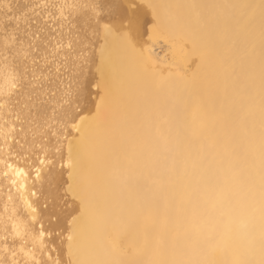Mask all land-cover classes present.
I'll list each match as a JSON object with an SVG mask.
<instances>
[{
    "label": "bare ground",
    "instance_id": "obj_1",
    "mask_svg": "<svg viewBox=\"0 0 264 264\" xmlns=\"http://www.w3.org/2000/svg\"><path fill=\"white\" fill-rule=\"evenodd\" d=\"M40 1L59 17L14 38L23 70L43 72L35 49L70 51L67 3L92 15L90 110L62 108L77 102L64 87L58 95L51 73L19 91L32 82L5 65L0 264H264V0H106L126 26L102 23L95 0ZM147 29L180 71L158 63ZM18 93L16 109L5 96ZM30 97L33 116L61 122L58 137L20 121Z\"/></svg>",
    "mask_w": 264,
    "mask_h": 264
},
{
    "label": "rangeland",
    "instance_id": "obj_2",
    "mask_svg": "<svg viewBox=\"0 0 264 264\" xmlns=\"http://www.w3.org/2000/svg\"><path fill=\"white\" fill-rule=\"evenodd\" d=\"M95 1L96 6L99 10V14H101L102 16L105 15L103 18H101L102 23L115 26V24H117L121 19L120 7L118 5L116 6L115 2H108L106 0ZM67 4L68 5L64 7V14L65 18L67 19L66 22L68 24V27L64 32V46L66 47V50L70 51H67L65 55H59L57 57L55 56L52 58L50 57L48 58L49 61L47 57H45V54H42V51L40 50L35 49L33 51V54L35 53V55H32V58L30 57L31 54L28 53L26 57H28V59L31 58L30 60L35 65V68H37V70L41 68L43 69L39 70L40 72L43 71V74H39L41 77L38 75L33 77L30 76L31 71L29 73V69H27L26 72H24L23 70L22 62L19 61V58H21L22 56L21 53L17 52V49L19 50L20 46H16L17 48H14V38L16 36H21V34H27L28 30L26 29H29L34 25L36 26L37 24H40L42 21H46L49 20L51 17H54L56 15L55 9H57L56 4L54 2L45 3L40 0H0V77L3 70L5 69V65L14 62L12 65V70L16 73V77L21 78L23 81H26L28 83L32 82V84L29 83L30 86H28L24 90L22 87L20 88L21 90H19V88L17 89L25 93L29 91L33 86L35 88H42L45 84L44 73H51L50 78L53 79L54 82L57 84L58 95L62 93L60 89L64 87V99H72L77 102L75 103L76 105L73 104L72 106L70 105L71 101L63 102L61 103L64 104V106L61 105L62 108L76 107L79 110H90V103L86 91L88 72L85 69L87 65L86 59L91 57L93 54V47L90 44V40L94 38V36L96 37L97 34V30H95L94 28V26L96 25V21H94L92 15H89L88 18L79 16V14L75 13L73 6L69 5V3ZM138 4L139 1H132L133 6H137ZM45 16H47V18ZM58 17L59 16L56 15L57 19ZM122 20L123 19H121V21ZM125 21L126 20H123L124 23ZM124 23L123 25L126 26L128 24V21H126L125 24ZM145 26L146 28H148L147 26L150 27V23L146 22ZM148 32L149 31L147 29L144 34L146 35V33ZM144 34L141 38H144L143 41L146 42V44L148 42L147 45L151 47L152 52H154L153 54L155 55V57H157L156 59L158 60V63H162L161 65L163 67L168 66L172 63L171 67L174 66L173 68L177 70L181 69L178 61L176 63H173V61L176 60L171 59L170 49L168 47V44L163 40V38L154 37V35L149 36L151 35V33H148L149 35L146 36ZM147 37H150L149 39L151 40H149ZM21 44H24V42H21ZM23 58L25 57H22V59ZM45 58L47 59V61ZM57 68L59 71H56ZM190 68L191 64L188 65L185 70H188ZM25 73L27 76H25ZM95 90L97 91V87L95 88ZM92 95L96 98L98 96V93L96 92ZM59 98L62 99V96ZM5 99L7 101V104H11L13 108L16 106L19 107V103L21 101L19 93L16 95H6ZM32 102H34L32 98H28L27 104H30V108L29 110H24V112L21 113L20 121L22 120L25 123L27 129H29L31 133H34L38 129L36 128L37 124H40L41 126L45 125L46 128H49L48 130V128L46 129L44 127V129L41 128V130L46 129L49 131V133L52 132V135L57 134L55 136L58 137V135L61 133V129L63 128V126H61V122L47 124L48 120H46L44 116H42V118L33 116V114L37 112V109L35 108L38 106L37 103L32 104ZM27 104H21L20 107L24 109L27 107ZM56 105H59L58 101L56 102ZM67 105L69 106L67 107ZM42 172L44 173V169H42L41 173ZM32 176V171L28 170V182H33L34 179L32 178ZM5 234L6 237H8V239L12 242H17L19 239V237L12 235L11 229L6 228Z\"/></svg>",
    "mask_w": 264,
    "mask_h": 264
},
{
    "label": "snow or ice",
    "instance_id": "obj_3",
    "mask_svg": "<svg viewBox=\"0 0 264 264\" xmlns=\"http://www.w3.org/2000/svg\"><path fill=\"white\" fill-rule=\"evenodd\" d=\"M105 27H106V29H108L107 25ZM124 39L126 41H130V39H131V32L130 31H128L126 34H124Z\"/></svg>",
    "mask_w": 264,
    "mask_h": 264
}]
</instances>
